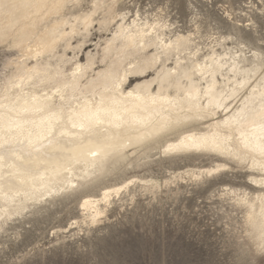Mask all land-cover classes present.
<instances>
[{"label": "bare ground", "instance_id": "1", "mask_svg": "<svg viewBox=\"0 0 264 264\" xmlns=\"http://www.w3.org/2000/svg\"><path fill=\"white\" fill-rule=\"evenodd\" d=\"M83 1L0 0V46L17 54L0 87V229L31 205L86 187L131 150L165 142V153H213L253 172L257 190L226 191L237 195L251 249L263 251L262 54L247 58L222 43V52L203 53L192 35L167 38L162 26L123 18L101 54L82 63L67 51L83 48L95 22L103 30L113 22L105 0L88 10ZM123 188L83 196L84 218L98 221Z\"/></svg>", "mask_w": 264, "mask_h": 264}, {"label": "rangeland", "instance_id": "2", "mask_svg": "<svg viewBox=\"0 0 264 264\" xmlns=\"http://www.w3.org/2000/svg\"><path fill=\"white\" fill-rule=\"evenodd\" d=\"M92 2L84 0L82 9L88 10ZM105 4L113 7L111 25L103 30L95 22L83 48L69 49V57L86 63L88 52L101 54L124 18L126 23L138 19L162 26L167 38L192 35L194 46L203 53L212 47L222 52V43L237 55L243 50L251 58L257 51L264 59V0H105ZM82 41L76 37L73 46ZM58 51L62 53L63 47ZM16 58L15 52L0 46V87L7 61ZM152 77L148 73L143 79L133 78L126 86ZM164 146L158 142L142 151L133 149L127 161L86 187L31 205L5 222L0 229V264H264V250L254 252L248 243L237 195L226 191L233 188L241 195L257 190L250 181L253 172L213 153H165ZM221 163L229 168L198 178L189 174ZM152 182L158 186L152 187ZM116 187L124 188L111 196L98 221L84 218L83 196L98 197L105 188Z\"/></svg>", "mask_w": 264, "mask_h": 264}]
</instances>
